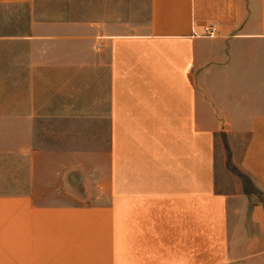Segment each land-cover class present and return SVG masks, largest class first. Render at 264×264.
Masks as SVG:
<instances>
[{"label":"crops","instance_id":"1","mask_svg":"<svg viewBox=\"0 0 264 264\" xmlns=\"http://www.w3.org/2000/svg\"><path fill=\"white\" fill-rule=\"evenodd\" d=\"M46 137L105 138L100 205L57 199ZM230 166L261 196L218 192ZM262 242L264 0H0V264L264 263Z\"/></svg>","mask_w":264,"mask_h":264},{"label":"rangeland","instance_id":"2","mask_svg":"<svg viewBox=\"0 0 264 264\" xmlns=\"http://www.w3.org/2000/svg\"><path fill=\"white\" fill-rule=\"evenodd\" d=\"M53 95V89L52 88H46L45 91V96H46V102L51 101ZM49 109V108H48ZM70 144V147L74 149V146H76V150L79 151L80 149H87L92 148L93 151V164H92V171L93 175L92 178L90 179L88 176V166L87 168L84 167H78L77 169H73L70 166V173H68V163L67 161H63V155L64 152L66 151L65 148H68ZM65 146V148L63 147ZM106 142L105 138L101 137H93V138H47L46 137V152L48 151L50 155L52 154L54 148L56 147L57 149L60 150L58 153V156L60 155L59 165L60 169V178L58 182L56 183V189L58 190L57 192V199L62 200V202H71L74 205L77 206H84V205H90V206H97L100 205L102 200L106 199V196L104 195L107 193V185L102 182V178L100 177V166H101V156H102V147H105ZM62 146V147H61ZM64 149V150H63ZM81 150V151H83ZM85 158L83 155H77V166L79 163L84 164ZM83 166V165H82ZM228 173L232 174L233 177L228 178H220L218 180L217 184V191L220 193H235L236 189L242 188L243 191H245L248 194L251 195H256L257 197L261 196V193L256 189L254 185L250 182V180L242 174L235 166L227 170ZM87 174L88 178L85 181L84 180V174ZM52 170L48 177H52ZM220 182V183H219ZM52 189V187H51ZM104 198V199H102ZM243 243V242H242ZM241 241L239 244H242ZM258 243V242H257ZM256 245H259V243ZM262 244H264L262 242ZM255 245V246H256ZM254 246V247H255ZM260 246V245H259ZM253 247V248H254ZM264 249V248H263ZM261 248H237L234 250L233 253H230L228 256L230 260H238V262L244 260V255L246 253H253V252H259L261 251ZM231 252L233 250H230ZM222 252H229V250L223 251L221 250L220 253ZM236 257V258H235ZM176 259V258H174ZM227 259V258H226ZM241 259V260H240ZM204 260H211V257H206ZM189 264H195L198 261V258H188ZM252 263L248 264H264V263H259V259H254L251 260ZM237 262V261H236ZM235 263V264H245V263ZM221 264H226V263H221Z\"/></svg>","mask_w":264,"mask_h":264},{"label":"built area","instance_id":"3","mask_svg":"<svg viewBox=\"0 0 264 264\" xmlns=\"http://www.w3.org/2000/svg\"><path fill=\"white\" fill-rule=\"evenodd\" d=\"M205 31L208 33L207 35H209V36L213 35V30L211 28H206Z\"/></svg>","mask_w":264,"mask_h":264}]
</instances>
